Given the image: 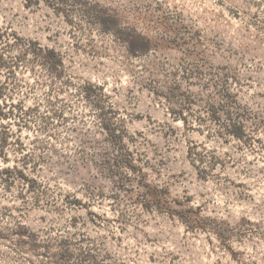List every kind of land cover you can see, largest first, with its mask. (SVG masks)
Listing matches in <instances>:
<instances>
[{
  "label": "rangeland",
  "instance_id": "obj_1",
  "mask_svg": "<svg viewBox=\"0 0 264 264\" xmlns=\"http://www.w3.org/2000/svg\"><path fill=\"white\" fill-rule=\"evenodd\" d=\"M0 111V264H264V0H0Z\"/></svg>",
  "mask_w": 264,
  "mask_h": 264
},
{
  "label": "trees",
  "instance_id": "obj_2",
  "mask_svg": "<svg viewBox=\"0 0 264 264\" xmlns=\"http://www.w3.org/2000/svg\"><path fill=\"white\" fill-rule=\"evenodd\" d=\"M2 115L4 116V113H2L1 111H0V118L2 117ZM238 134V133H237Z\"/></svg>",
  "mask_w": 264,
  "mask_h": 264
}]
</instances>
